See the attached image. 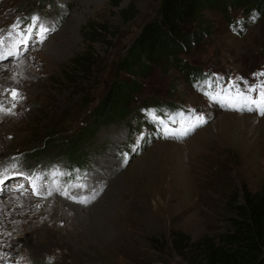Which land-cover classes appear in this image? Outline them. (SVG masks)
Wrapping results in <instances>:
<instances>
[{
    "label": "rangeland",
    "instance_id": "rangeland-1",
    "mask_svg": "<svg viewBox=\"0 0 264 264\" xmlns=\"http://www.w3.org/2000/svg\"><path fill=\"white\" fill-rule=\"evenodd\" d=\"M117 1L0 0V35L24 15L50 28L42 42L33 37L21 45L18 58L0 60V103L11 107L5 89L23 97L14 114L0 113V264H184L173 233L218 238L229 231L231 205L243 202V191L264 193V116L223 108L197 86L211 74L224 82L264 80L253 76L264 71V13L249 11L240 20L247 11L240 6L206 10V33L198 31L181 55L193 69L163 59L141 79L130 116L93 125L92 111L118 74L116 62L156 17L161 0H120L116 7ZM149 108L194 109L206 123L182 139L164 138L141 111ZM83 128L75 157L82 155L84 166L69 178L66 145ZM39 142L46 148L35 151ZM54 169L69 196L88 190L89 202L33 193L24 177L39 174L40 192L47 193ZM77 183L85 187H71ZM107 189L113 198L101 219L102 205L92 201ZM88 222L100 242L86 233Z\"/></svg>",
    "mask_w": 264,
    "mask_h": 264
},
{
    "label": "trees",
    "instance_id": "trees-1",
    "mask_svg": "<svg viewBox=\"0 0 264 264\" xmlns=\"http://www.w3.org/2000/svg\"><path fill=\"white\" fill-rule=\"evenodd\" d=\"M119 3L120 0L114 5L117 7ZM239 6L247 10L242 16L249 11H255L259 16L264 13V0H161L156 17L143 25L126 53L116 62L118 74L92 111L93 125L130 116L128 102L140 90L141 79L147 78L154 65L158 66L163 59L166 64L170 61L175 65L182 63L184 67L180 65V68L193 69L190 64L182 62L181 55L198 41L200 32L206 33V22L202 19L204 12L222 9L228 13ZM184 26H193L194 29L186 32ZM72 63L83 64L77 59ZM121 73H128L132 78H125ZM85 132V128L81 129L69 139L71 143L67 142L70 170L84 166L85 158L82 155L76 158L75 153L77 144L84 141L81 137L85 138ZM41 146L39 142L35 151ZM45 148L46 144L42 146ZM243 192V202L231 205L235 216L230 219L229 231L218 238L206 235L192 241L182 231L173 233V250L184 264H264V193Z\"/></svg>",
    "mask_w": 264,
    "mask_h": 264
},
{
    "label": "snow or ice",
    "instance_id": "snow-or-ice-1",
    "mask_svg": "<svg viewBox=\"0 0 264 264\" xmlns=\"http://www.w3.org/2000/svg\"><path fill=\"white\" fill-rule=\"evenodd\" d=\"M50 28L40 21V18L33 14L28 22H25L21 18H17L16 22L9 26V31L6 35H0V60L7 59L9 57L20 56V46H27L28 42L35 37L38 41L42 42ZM254 77H264V71L253 73ZM211 102L218 103L221 107L235 111H248L256 112L261 116H264V80H258L256 83H249L242 77L235 79L228 78L224 82L223 78L217 74H211L206 76L202 83L197 85ZM9 92L12 104L11 107H4L3 103H0V113L5 115H12V108L16 106V103L23 99L22 95L17 89H5ZM145 112L146 119L158 126L159 132L164 138H176L182 139L198 127L206 123V117L203 113H198L194 109H181L174 112H164L158 114L156 109H141ZM128 153H123L125 162H127ZM15 159V158H13ZM15 167V163L12 164ZM8 168H4L3 177L7 179ZM22 175L24 173H15L12 175ZM62 175L59 169H54L52 172L53 179L48 187V195H51V185H57L56 190L60 191L62 195L68 196L79 203L87 204L89 197L86 196H69L68 187L61 188L56 177ZM29 181L32 186L33 193L40 195V181L41 176L37 173L27 175L24 177ZM2 182V181H0ZM71 187L83 188V183L72 184ZM94 199V196L91 197Z\"/></svg>",
    "mask_w": 264,
    "mask_h": 264
},
{
    "label": "bare ground",
    "instance_id": "bare-ground-1",
    "mask_svg": "<svg viewBox=\"0 0 264 264\" xmlns=\"http://www.w3.org/2000/svg\"><path fill=\"white\" fill-rule=\"evenodd\" d=\"M52 37V36H51ZM10 58V57H9ZM9 58H7V59H4V61H6V60H9ZM15 58H18V57H15ZM109 171V170H108ZM106 174V173H105ZM91 176V175H90ZM105 179V178H104ZM102 181V180H101ZM109 181V180H108ZM102 183H103V181L102 182H100L99 183V185L101 184V186H105L106 185V183L105 184H103L102 185ZM79 188H77V189H73L72 191H74V192H76V193H78L79 192V190H78ZM105 189V188H104ZM70 190L71 189H68V191L70 192ZM108 190L109 189H107L106 191H105V193L104 194H102L101 196H100V194L99 193H97L96 195H97V198H99V200H97V199H94L93 201H92V203H94L93 205L94 206H96V205H102L101 206V208L99 209V211L96 213V215H97V217H99V218H101L102 219V216H106V214H107V212L108 211H110V204H111V198H113V196H112V194H110V192H108ZM87 193H88V190H86V191H84V192H82L81 193V196H83V195H86L87 196ZM52 194H59L60 196H62V197H65L66 199H67V196H64V195H62L61 194V192H58V191H54V193H51V195ZM41 196H49L50 197V195H48L46 192H43V191H41V194H40ZM106 198H108L107 200H106V203L105 204H101V202L104 200V199H106ZM110 198V199H109ZM69 201H71V202H76V203H79V202H77V201H75V200H69ZM68 201V202H69ZM105 202V201H104ZM81 204V206H82V203H80ZM79 204V205H80ZM77 205V204H76ZM69 207H71L70 205H69ZM78 208V207H77ZM83 208V207H82ZM110 216V215H109ZM96 223H98V221H96ZM84 225H86L87 226V229H86V233L88 234V232L89 233H91V234H93V236L95 237V241L96 242H100V239H101V236L99 235V233L97 234L95 231H96V226H95V224L93 223V222H88V223H84Z\"/></svg>",
    "mask_w": 264,
    "mask_h": 264
}]
</instances>
